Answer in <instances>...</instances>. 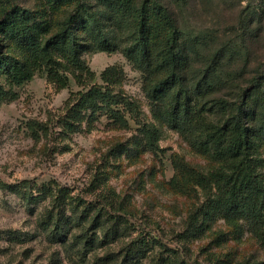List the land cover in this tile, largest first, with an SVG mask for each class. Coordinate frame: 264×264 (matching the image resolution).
<instances>
[{
	"label": "rangeland",
	"instance_id": "rangeland-1",
	"mask_svg": "<svg viewBox=\"0 0 264 264\" xmlns=\"http://www.w3.org/2000/svg\"><path fill=\"white\" fill-rule=\"evenodd\" d=\"M15 1L25 8H41L35 0ZM162 1L180 33L187 79L197 80L216 55L210 84L216 97L233 100L264 60V0ZM82 59L97 84L107 66L123 69L116 89L137 105L139 120L157 133V150L143 147L139 125L128 114L126 129L102 114L95 122L84 120L79 132L63 131L58 119L64 102L80 90L71 75L68 87L61 90L43 73L19 86H8L2 80L14 97L0 104V264H101L99 258L106 252H117L139 237L152 241L149 258L167 248L186 264L264 262V250L242 222L232 225L220 219L201 228L199 218L192 236H186L190 233L188 215L203 204L205 194L174 163L203 173L215 165L153 117L142 91V75L121 53L85 52ZM259 98L260 93L251 97L253 103ZM34 123L45 124L46 134L32 132L29 125ZM126 147L130 150L125 151ZM256 157L261 159L257 173L264 182V149ZM23 181L32 186L34 195V186L51 183L65 187L70 197L97 206L111 195L113 202L122 205L118 215L128 223L129 234L91 250L75 244L78 228L73 224L64 234L48 238L39 227L48 200L27 205L1 187ZM95 233L99 235L98 230ZM148 256L139 264H148Z\"/></svg>",
	"mask_w": 264,
	"mask_h": 264
},
{
	"label": "trees",
	"instance_id": "trees-1",
	"mask_svg": "<svg viewBox=\"0 0 264 264\" xmlns=\"http://www.w3.org/2000/svg\"><path fill=\"white\" fill-rule=\"evenodd\" d=\"M35 1L41 8H25L15 0L0 1V104L14 97L2 80L8 86H19L43 73L61 90L68 87L71 75L80 90L70 93L64 102L58 119L63 131L79 132L84 120L92 123L102 114L126 129L128 114L139 125L140 143L153 152L157 150V133L139 120L137 105L116 89L123 69L107 66L100 73L101 84H97L94 72L82 59L85 52L121 53L141 73L142 91L153 117L215 165L203 173L185 163H174L175 169L188 175L205 194L203 204L188 215L190 233L186 236H192L199 218L201 228L220 219L232 225L242 222L264 250V182L257 173L261 159L256 157L264 149V60L233 100L216 97L210 84L216 55L197 80L187 79L180 33L162 0ZM255 93H260V98L253 103ZM29 128L35 133L47 131L42 123ZM1 187L27 205L48 200L49 207L39 220L48 238L64 234L73 224L78 228L75 244L91 250L129 234L128 223L118 215L122 205L113 202L111 195L97 206L70 197L65 187L51 183L34 186L35 195L27 181ZM67 210L69 217L65 216ZM91 231L94 233L89 235ZM151 243L139 237L117 252H106L99 262L139 264L148 256ZM164 251L148 256V264H186L171 249Z\"/></svg>",
	"mask_w": 264,
	"mask_h": 264
}]
</instances>
